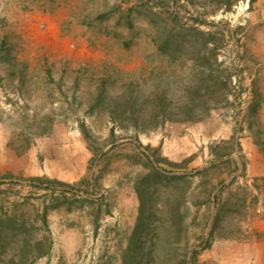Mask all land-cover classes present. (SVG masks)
Returning a JSON list of instances; mask_svg holds the SVG:
<instances>
[{
    "label": "rangeland",
    "instance_id": "374dc122",
    "mask_svg": "<svg viewBox=\"0 0 264 264\" xmlns=\"http://www.w3.org/2000/svg\"><path fill=\"white\" fill-rule=\"evenodd\" d=\"M170 38L179 49L157 48ZM197 86L201 120H133L163 95L174 118ZM262 163L264 0H0V264H160L163 247L169 264L186 249L193 264H264ZM151 167L207 170L183 186L181 234L142 181ZM137 189L155 194L135 237Z\"/></svg>",
    "mask_w": 264,
    "mask_h": 264
},
{
    "label": "trees",
    "instance_id": "16d2710c",
    "mask_svg": "<svg viewBox=\"0 0 264 264\" xmlns=\"http://www.w3.org/2000/svg\"><path fill=\"white\" fill-rule=\"evenodd\" d=\"M171 39V38H170ZM156 43V41H155ZM163 47L157 45V48L160 50H162V48L164 49V47H171V51H176L177 49H179L178 45L176 44V42L174 40H168V41H164V43L162 44ZM190 51L193 52V55L196 56V58H201L203 59V56L200 54L203 52H201L199 49H197L194 45H190ZM205 53V52H204ZM202 53V54H204ZM203 80V79H202ZM199 85V84H198ZM201 88V86H200ZM200 88L195 87L191 92H190V96H192V100H190L189 102H187L186 106L183 109H179L178 113L172 114L174 115V118H167L168 113L171 114V112L167 109V107L169 106L168 104H165L166 102V96L163 95V98L161 100H158V106L160 107L156 112H149L147 114H143L141 116H138L137 118H134L133 120H143V121H149V120H153V119H160V123H163L165 121H170V122H194V121H198L201 120L202 117L200 116V114L196 115V109H198L199 107H202L203 110H208V101H212L208 99V97L204 94H201ZM210 98V97H209ZM189 104V105H188ZM201 109V108H200ZM141 132H145V130H141ZM145 157V155H144ZM155 163L159 164L160 162L158 160H155ZM168 166L173 167V168H179L180 165L178 164H172V163H166ZM207 172L206 169L197 171L193 176H202L205 175ZM171 172H162L156 169H153V167H151V170L149 172V174H147L145 177L142 178L143 182H147L149 181V179L152 178V181L157 184L158 189H156L154 192L160 191V195H163V207L161 209V214H163V216H165V218L169 219V222L171 223V225L173 227H175V233L177 234H181L182 233V226H183V220H184V216L181 210L182 207V203L184 202V194L181 192L183 190V186L187 185L191 180V176L188 175H175V174H168ZM29 181V186L30 188H32L33 190L36 191H46V190H58L62 195L66 192H72V189L70 188V186L63 184L61 182H56V181H51L48 179H44V178H31L28 180ZM59 188V189H58ZM174 191L175 195L173 196V198L170 200L171 198V194L169 191ZM150 193L148 191H146L145 189H137V196L139 199V221L137 223V225L135 226V229L133 231V236L136 237V235L138 234L139 228L142 227L143 225V221H142V214L144 212L145 209V204L146 202H152V197L154 196L155 193ZM170 197V198H169ZM213 200H216L215 196H212ZM210 201V197L208 196L207 198V204H209ZM199 204L203 203V202H198ZM48 212V208L45 207L43 208V211L40 215V219H41V223L42 224H46V215ZM215 222H216V216L213 219V225L211 227V231L208 234L207 238H211L214 228H215ZM22 227V225H21ZM23 229V228H22ZM170 238H164V242L167 243L169 241ZM138 239L137 238H131L130 243H129V248H128V253L131 251L132 248H134L133 250H135L136 247V241ZM157 244L155 242H150V248L154 249L155 246ZM209 245V239H202L201 241V246H202V250L206 249ZM167 252V248L163 247L162 250V256L158 258V261L160 264H169V258L165 257L164 254ZM198 251H196L195 249L191 252H188L187 249L184 250L182 252V254L180 255V257H175V260L172 264H193L194 259L197 255ZM130 254V253H129ZM153 261L149 259H146V264L152 263ZM123 264H141V261L138 259L137 256L132 255L128 256L127 259H125Z\"/></svg>",
    "mask_w": 264,
    "mask_h": 264
},
{
    "label": "crops",
    "instance_id": "0c3cea01",
    "mask_svg": "<svg viewBox=\"0 0 264 264\" xmlns=\"http://www.w3.org/2000/svg\"><path fill=\"white\" fill-rule=\"evenodd\" d=\"M258 159H260V161L263 162V158L262 157H259ZM262 164H263V166L260 169V171H262V174L261 175H264V163H262Z\"/></svg>",
    "mask_w": 264,
    "mask_h": 264
}]
</instances>
